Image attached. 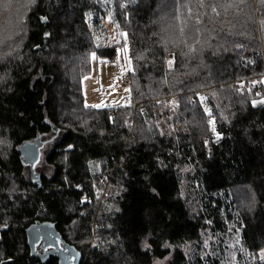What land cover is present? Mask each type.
I'll use <instances>...</instances> for the list:
<instances>
[{
  "label": "trees",
  "instance_id": "obj_1",
  "mask_svg": "<svg viewBox=\"0 0 264 264\" xmlns=\"http://www.w3.org/2000/svg\"><path fill=\"white\" fill-rule=\"evenodd\" d=\"M115 3L131 102L110 109L86 107L81 83L93 53L113 61L120 51L92 39L86 15L97 0L0 3V139L9 143L0 148V261L43 264L25 233L39 221L54 224L81 264H264V83L260 94L249 88L264 77V4L217 16L179 0L189 18L177 0ZM39 137L51 139L54 170L38 172L41 188L20 154ZM95 182L106 187L100 202ZM226 219L238 227L232 262ZM207 233L218 241L205 262L195 250Z\"/></svg>",
  "mask_w": 264,
  "mask_h": 264
},
{
  "label": "rangeland",
  "instance_id": "obj_2",
  "mask_svg": "<svg viewBox=\"0 0 264 264\" xmlns=\"http://www.w3.org/2000/svg\"><path fill=\"white\" fill-rule=\"evenodd\" d=\"M2 0H0L1 3ZM116 0H97V9L86 15V23L92 35V39L97 48H111L115 47L120 50L115 60H101L95 56H92V68L90 73L82 80V90L84 95V104L86 107L94 109H110L119 106H125L131 102V87L130 85L120 86L114 88L113 84L121 76L131 71L130 59L128 58V45L126 41L125 33L122 32L119 25L116 14ZM21 3V2H20ZM24 6L20 5V10H23ZM259 12V11H258ZM7 12L3 9L0 10V17H5ZM25 18H21V22L25 24ZM23 31H20V34ZM264 76V75H263ZM264 77L254 78L250 85L251 90H256L259 94L263 89ZM205 100H201L203 106H205ZM211 118L207 120L210 124ZM214 124L208 125L212 132ZM9 143L6 140L0 139V148L8 149ZM51 148V144H48L43 149L42 159L39 166L36 167V171L45 173L49 176L53 174V167L45 164V158ZM30 173V171H29ZM94 186V199L101 201L103 197H106V187L101 182H95ZM234 216V215H233ZM227 230L225 233V240L228 243L227 248L231 262L234 260V256L240 248L238 227L234 220L226 219ZM238 238V239H237ZM218 241V238L210 233L203 235L202 249L198 247L195 250V254L201 255V258L206 262V253H213V246ZM237 241V242H236ZM187 247V251H189ZM260 253V252H259ZM258 253V259L261 261ZM161 264H169V260L165 259L160 261ZM230 262V263H231ZM264 262V261H262ZM234 264V263H233Z\"/></svg>",
  "mask_w": 264,
  "mask_h": 264
},
{
  "label": "water",
  "instance_id": "obj_3",
  "mask_svg": "<svg viewBox=\"0 0 264 264\" xmlns=\"http://www.w3.org/2000/svg\"><path fill=\"white\" fill-rule=\"evenodd\" d=\"M43 143L41 137L34 141H27L20 147V154L26 164L30 166L31 178L34 186L41 188L43 183L40 174L36 171L35 165L41 157V148ZM27 245L32 257L38 258L43 264H46L51 256H57L59 264H81L82 255L73 246L66 243L60 233L56 230L54 224L50 222H35L25 229ZM57 239H62L63 248H60ZM43 240V247H54V250L44 254L36 251V245ZM9 263V262H7Z\"/></svg>",
  "mask_w": 264,
  "mask_h": 264
},
{
  "label": "snow or ice",
  "instance_id": "obj_4",
  "mask_svg": "<svg viewBox=\"0 0 264 264\" xmlns=\"http://www.w3.org/2000/svg\"><path fill=\"white\" fill-rule=\"evenodd\" d=\"M34 2H35V0H30V3H34ZM245 2H246V0H215V2L207 3L206 0H196V7H198V8H206V7L210 8L211 11L218 16L219 15L218 8H224V10L227 11L228 9L233 8V7L238 8L241 4H243ZM260 3L264 4V0H260ZM177 4H178V7L176 8L177 13H179V9L181 7L187 8L188 13H189V18H191L192 8H191L190 3L181 5V4H179V0H177ZM202 15H206V13H199L198 14L197 19H196V24L201 23V19L199 17ZM176 19H180V15H177ZM262 23H264V21H262ZM180 31L183 34L184 28L181 27ZM197 31H199V29H197ZM196 42L199 43V41H196ZM189 51L194 52L195 48L190 47ZM92 55H93V59H95V53H93ZM168 63L171 64L172 61H168ZM261 83H264V80H262ZM241 87H243V85H241ZM203 99H204V97H201V100H203ZM259 102L264 104V100H261ZM173 103H175V102L173 101ZM252 103H253V106H255L257 101L254 100ZM205 111L208 112L209 116H211V113L208 109H205ZM210 124H214V121L210 120ZM212 131L215 132L214 127L212 128ZM217 136H218V134H217ZM4 227H7V224H5ZM145 247L147 248L148 245L145 244ZM165 247H168V245H165ZM259 257H260L261 261H264V249H262L260 251ZM0 264H3V261H0ZM155 264H161V262L156 261Z\"/></svg>",
  "mask_w": 264,
  "mask_h": 264
},
{
  "label": "flooded vegetation",
  "instance_id": "obj_5",
  "mask_svg": "<svg viewBox=\"0 0 264 264\" xmlns=\"http://www.w3.org/2000/svg\"><path fill=\"white\" fill-rule=\"evenodd\" d=\"M47 143L52 145L51 139H47V138L44 139V144H43V146H42V148H41V157H40V160L38 161V163L35 165V168H36L37 166H39V164H40V161H41V159H42L43 149H44V147L47 145ZM27 165H28V164H27ZM28 167H29V169H30V166H29V165H28ZM61 237H62V236H61ZM62 239H63V238H62ZM62 239H57L60 248H63V242H62ZM63 240H64V239H63ZM66 243H67V242H66ZM53 250H54V247H47V248H44V247H43V240L40 241V242H38L37 245H36V251H37L39 254H44V253H47V252H51V251H53ZM34 258H35V257H34ZM36 259H38V258H36ZM51 259H56V260L58 261V258H57L56 255H55V256H51V257H50V260H51ZM38 260L41 262L40 259H38ZM41 263H42V262H41ZM58 263H59V261H58Z\"/></svg>",
  "mask_w": 264,
  "mask_h": 264
},
{
  "label": "built area",
  "instance_id": "obj_6",
  "mask_svg": "<svg viewBox=\"0 0 264 264\" xmlns=\"http://www.w3.org/2000/svg\"><path fill=\"white\" fill-rule=\"evenodd\" d=\"M130 83V73H126L121 76L116 82H114V88H119L120 86H127Z\"/></svg>",
  "mask_w": 264,
  "mask_h": 264
}]
</instances>
